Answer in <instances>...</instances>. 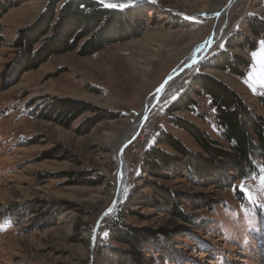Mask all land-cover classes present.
<instances>
[{"label": "rangeland", "instance_id": "rangeland-1", "mask_svg": "<svg viewBox=\"0 0 264 264\" xmlns=\"http://www.w3.org/2000/svg\"><path fill=\"white\" fill-rule=\"evenodd\" d=\"M17 1L0 17L4 40L0 47V264H113L129 251L113 235L117 213H122L119 221L154 236L143 250L145 264H264L261 164L248 181L236 180L230 187L215 177H191L185 170L167 169L153 176L144 168L145 149L152 145L176 154L167 141L161 142L167 133L193 152H203L191 134L172 121L173 116L193 123L218 146L228 148L207 96L193 95L197 104L190 110H167L202 66L264 116L259 104L264 91V30L256 35L250 26L264 20V0H241L232 6L223 36L210 53L129 133L131 141L146 127L150 136L139 152L129 145L124 151L126 193L114 212L103 218L118 192V138L141 117L150 93L211 34L219 20L217 8L231 0H97L105 6L129 5L117 9L140 10L145 31L90 55H80L79 47L53 55L20 74L16 73L20 49L12 42L20 29L39 18L49 0ZM1 3L7 5V0ZM63 3L57 5L53 24ZM229 42L236 45L227 47ZM223 52L249 60L243 75L211 65L213 56ZM65 99L88 103L93 109L67 124L52 112ZM91 118H96L93 123ZM110 134L118 135L113 143ZM155 188L176 193L178 206L192 221L182 219ZM139 193L148 198L129 207Z\"/></svg>", "mask_w": 264, "mask_h": 264}, {"label": "trees", "instance_id": "trees-1", "mask_svg": "<svg viewBox=\"0 0 264 264\" xmlns=\"http://www.w3.org/2000/svg\"><path fill=\"white\" fill-rule=\"evenodd\" d=\"M24 1L26 0H20L21 3ZM61 1L64 3L60 8L59 18L53 24L57 5ZM1 2L2 0L0 17L18 1L7 0V5ZM250 26L258 35L259 31L264 30V20H259V24L253 22ZM145 28L146 21L140 10L107 7L97 0H49L39 18L31 26L20 29L12 42L13 47L20 49L17 55L16 73H23L39 66L53 55L77 47L80 55L96 53L108 44L140 36ZM49 32L51 34L48 36ZM84 38L86 39L80 44ZM41 39L43 42L37 47L36 44ZM3 42V36L0 35V47ZM235 45V42H229L227 47L231 48ZM254 45V42L250 43L251 47ZM210 61L214 67L229 69L237 75H243L244 70L249 66L247 58L224 52L213 56ZM203 69L204 66L193 74L188 88L168 105L167 110L169 113L190 110L197 104L193 95L207 96L210 106L214 109L221 137L228 148L218 146L217 141L205 135L193 123L173 116L172 121L188 131L203 152H193L180 140L167 133L161 142L167 141L175 149L176 154L163 150L157 144L152 145L145 149L144 168L153 176H161L167 169L177 172L185 170L191 177L206 180L215 177L218 182L230 187L236 180L248 181L259 172L260 164L264 171V116L255 113L228 84L204 72ZM259 104L264 110V91L259 96ZM90 109L93 107L88 103L65 99L58 101L52 112L64 117L69 124L81 113ZM95 119L91 118L90 122L93 123ZM155 191L182 219L192 221V216L178 206L176 193L163 192L159 188H155ZM140 198L148 197L139 193L136 202L132 200L133 202H129L128 206L141 204ZM194 201L201 205L210 204L203 199H194ZM121 215L122 213L115 215L112 223L113 235L115 240L127 245L129 251L128 255L121 254L123 258L114 261L113 264H145L143 250L151 239L154 240V236L149 230L134 229L119 221Z\"/></svg>", "mask_w": 264, "mask_h": 264}, {"label": "bare ground", "instance_id": "bare-ground-1", "mask_svg": "<svg viewBox=\"0 0 264 264\" xmlns=\"http://www.w3.org/2000/svg\"><path fill=\"white\" fill-rule=\"evenodd\" d=\"M241 0H231V3L227 6H221L217 8L215 14L218 16L219 20L213 29V34L211 35V40L208 38L205 39V41H202L200 44L195 46L190 54L182 61L180 62L176 68L172 71H177L176 75L174 74L172 78H170L167 83L161 88V90L158 89L159 86H157L147 97L143 107H142V112H141V117L134 122V124L130 127V129H127L124 131L122 135H120V138H118V135L116 134H110L109 135V141L114 142L118 138V143H116L115 148H116V156H117V161L120 166V172H119V179H120V187L117 192L116 196V201L115 204H119L126 193L127 189V181H128V169H127V162L126 158L123 152V155L119 153V150L121 146L128 140V135L129 133L133 130L134 127H136L142 119H146L147 116L149 115L151 109L155 106V101L157 100L158 97L160 99H163L167 97L168 94H170L174 88L177 86L181 78L190 70H192L197 64H199V60L203 59L205 56H207L210 51L212 50L213 46L215 43H217L223 36L224 30L227 26L228 20L226 17H228L230 8L240 2ZM212 41V45L210 46V50L207 51V48L209 46V43ZM199 58V59H198ZM171 71V72H172ZM170 72V73H171ZM146 74V72H144ZM169 73V74H170ZM160 95V96H159Z\"/></svg>", "mask_w": 264, "mask_h": 264}, {"label": "water", "instance_id": "water-1", "mask_svg": "<svg viewBox=\"0 0 264 264\" xmlns=\"http://www.w3.org/2000/svg\"><path fill=\"white\" fill-rule=\"evenodd\" d=\"M231 3V2H230ZM229 3V4H230ZM228 4V5H229ZM213 34V31L211 32V34L207 37L209 40H211V35ZM212 45V41L209 43V46L207 48V51L210 50V46ZM199 59V58H198ZM203 59L199 60V63L202 61ZM177 71H172L166 78L165 80L161 83V85L158 87L159 90H161V88H163V86L167 83V81L173 77V75L177 74L175 73ZM160 96V95H159ZM160 97L157 98V100L155 101V105L160 101ZM131 141L127 140L120 148L119 153L121 155H123V152L126 150L127 146L130 144ZM119 172H120V166H119ZM119 172H118V179H117V190L120 187V179H119ZM116 201V200H115ZM118 204H115V202L113 203V205L102 215V218L112 212H114L115 208L117 207Z\"/></svg>", "mask_w": 264, "mask_h": 264}, {"label": "built area", "instance_id": "built-area-1", "mask_svg": "<svg viewBox=\"0 0 264 264\" xmlns=\"http://www.w3.org/2000/svg\"><path fill=\"white\" fill-rule=\"evenodd\" d=\"M150 136L149 131L146 129V127H142L135 137L131 140V143L129 146H131L134 151L139 152V149H141L142 145H145L147 141L144 142V139L148 140V137Z\"/></svg>", "mask_w": 264, "mask_h": 264}, {"label": "snow or ice", "instance_id": "snow-or-ice-1", "mask_svg": "<svg viewBox=\"0 0 264 264\" xmlns=\"http://www.w3.org/2000/svg\"><path fill=\"white\" fill-rule=\"evenodd\" d=\"M107 6L114 8V7H126V6H129V5H127V4L117 5V4H114V3H109ZM261 44H262V52H264V42H261ZM253 55L254 56H259L260 53H253ZM246 83H249V81H246ZM261 83L264 84V80H262ZM255 90H256L255 87H253V91H255Z\"/></svg>", "mask_w": 264, "mask_h": 264}]
</instances>
